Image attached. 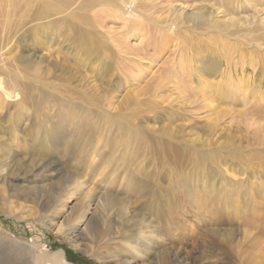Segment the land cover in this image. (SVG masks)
<instances>
[{
  "label": "rangeland",
  "instance_id": "1",
  "mask_svg": "<svg viewBox=\"0 0 264 264\" xmlns=\"http://www.w3.org/2000/svg\"><path fill=\"white\" fill-rule=\"evenodd\" d=\"M234 1L181 0L183 20L162 1L137 27L49 11L54 32L31 25L42 0H0L3 264H264V0ZM18 85L47 126L1 99ZM69 107L87 133L51 119Z\"/></svg>",
  "mask_w": 264,
  "mask_h": 264
},
{
  "label": "bare ground",
  "instance_id": "2",
  "mask_svg": "<svg viewBox=\"0 0 264 264\" xmlns=\"http://www.w3.org/2000/svg\"><path fill=\"white\" fill-rule=\"evenodd\" d=\"M162 1L164 3V7L167 10H179V11H177V13H178L177 15L179 16V18L181 17L180 19H182V16L180 14L184 15V12H183L184 11V8H183L184 2L182 3L181 0H42V7L43 8L37 9V10H39L38 14H37L38 18L35 19L34 21H32L33 23L31 25L38 27V28H41L42 30L52 29L55 32V31L59 30V28H62V27H59L57 25H53L49 22V16L47 15V13L49 11H54L55 13L60 14V16H63L64 14L66 15L67 12H69L71 10H88V11L89 10H111L113 12H116L117 16L123 22L129 23L130 27L131 26L137 27L136 25H140V22L143 21V19H145V18H143L145 16H144V12H142V10H145V11L150 10L155 5H159L160 3L162 4ZM220 1H221L222 6L228 5V4H230V2H232V3L235 2L234 0H220ZM174 6H178V8H176ZM105 12H107V11H105ZM178 16H176V17H178ZM70 19L72 20L73 18H70ZM147 20H148V18H147ZM129 24H127V25H129ZM258 25H260V24H258ZM171 27L172 26H168L167 30L173 31V29ZM74 28L75 27H73L72 29L67 28V27H63V29H64L63 34L67 36L70 43H72L73 45H77V46L82 47V50L84 51V55L90 54V52L92 50L89 46V40H90L89 34H87V32H81V31L77 32V31H75ZM128 29H129V27H128ZM66 30H69V32H67ZM250 32L256 33V32H258V30L256 28H254ZM2 36H3V32H0V46L2 44V40H1ZM254 40H257V41L261 40L262 41L263 38L260 34V38L255 37ZM206 68L209 69L208 65L206 66ZM14 87H16V86H14ZM11 92L12 93H10V94H8V93L1 94L2 95L1 99H3L4 101L7 100L8 103H16V105L20 106V109L24 107L23 103H25V102L31 103L32 102L33 107H35V110H32V111H34L33 114H34V116L38 115L37 116L38 118H35V122L32 125L38 127V126L45 124L47 126V123L49 120L48 119L49 115H47V112H44V114L41 113L40 107H38L37 103L33 102L35 99L34 98L35 96L30 95L31 92H26L25 90H22L19 87V85L17 86L15 91L11 90ZM0 93H1V91H0ZM41 102L42 101H40V103ZM59 109H60V111H58L57 114H54L51 119H53L54 117L57 118V116H55V115H58L60 118L63 116L70 118V121H73L82 132H86V133L89 131V128H91V124H92L91 121L93 120V117L91 116V114L83 113V112H77L72 107H69V108L63 109V110H61V108H59ZM41 115H43V116H41ZM39 117H42V118H39ZM47 131H48V129H47ZM44 132H45V130H44ZM0 157H1V155H0ZM2 167H3V164L0 163V170L2 169ZM0 180H1V182L6 181L5 178H3V177H0ZM10 183L12 184V186L16 185L15 180H11ZM13 184H15V185H13ZM139 186H141V185H139ZM146 187H148V186H146ZM140 191H141V189H140ZM142 191H144V190H142ZM150 225L145 224L144 226H142L138 230V232L136 234L137 235L136 240L133 244L143 243L144 241H146L145 238L150 233V228H151ZM87 228H88V231L95 229L92 226H88ZM154 231H155V229H154ZM130 235H131V237L133 236L132 234H130ZM133 238H135V237H133ZM133 238H131V239H133ZM52 260L53 261L56 260L60 264H66L65 261L62 259L61 253L52 257ZM3 263H4V261L0 257V264H3Z\"/></svg>",
  "mask_w": 264,
  "mask_h": 264
}]
</instances>
